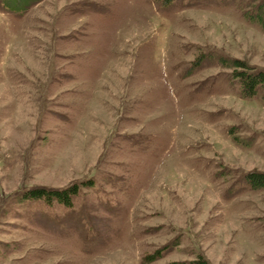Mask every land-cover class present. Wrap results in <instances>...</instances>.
Masks as SVG:
<instances>
[{
    "label": "rangeland",
    "instance_id": "374dc122",
    "mask_svg": "<svg viewBox=\"0 0 264 264\" xmlns=\"http://www.w3.org/2000/svg\"><path fill=\"white\" fill-rule=\"evenodd\" d=\"M260 7L0 0V264H264Z\"/></svg>",
    "mask_w": 264,
    "mask_h": 264
},
{
    "label": "trees",
    "instance_id": "16d2710c",
    "mask_svg": "<svg viewBox=\"0 0 264 264\" xmlns=\"http://www.w3.org/2000/svg\"><path fill=\"white\" fill-rule=\"evenodd\" d=\"M6 4L11 5L15 8H26L30 2L34 0H4ZM164 3H169L172 0H163ZM250 20L255 21L261 30L264 32V7L255 9L250 15H248ZM236 77L239 79L240 86H242V91L245 96L252 97L256 94L257 89L260 86H264V73L263 72H236ZM246 182L252 188L264 187V174H255L246 178ZM84 186L92 185V182L83 183ZM78 193L77 187L75 185L65 188L61 191L47 190V189H31L27 190L22 194L21 198L24 200H42L48 204L56 201L60 205L70 207L72 205V198Z\"/></svg>",
    "mask_w": 264,
    "mask_h": 264
}]
</instances>
